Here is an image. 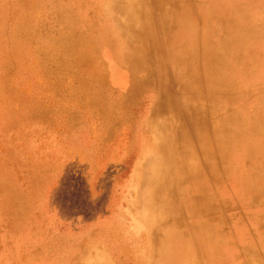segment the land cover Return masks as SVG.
<instances>
[{
  "label": "rangeland",
  "instance_id": "obj_1",
  "mask_svg": "<svg viewBox=\"0 0 264 264\" xmlns=\"http://www.w3.org/2000/svg\"><path fill=\"white\" fill-rule=\"evenodd\" d=\"M121 1L0 0V264H264V129L253 131L264 121V0L249 11L257 36L222 55L233 93L198 67L191 96L172 92L164 29L159 71L153 49L143 68L125 59ZM189 11L173 37L200 48ZM181 110L219 120L222 192L209 191L206 246L177 217L181 242L156 255L143 216L156 168L172 170L164 139ZM200 133L213 142L212 128Z\"/></svg>",
  "mask_w": 264,
  "mask_h": 264
},
{
  "label": "bare ground",
  "instance_id": "obj_2",
  "mask_svg": "<svg viewBox=\"0 0 264 264\" xmlns=\"http://www.w3.org/2000/svg\"><path fill=\"white\" fill-rule=\"evenodd\" d=\"M137 1L139 0L121 1L123 13L117 12L114 20V27H118L115 29H119L124 35L127 51L125 59L128 62L143 68L150 58L149 49H153L154 53L156 52L153 59L155 69L156 72L159 71L162 66L159 61V30L162 32L164 29V40L167 42H165L166 54L170 67L175 72L172 78L175 84L171 87L174 95L191 96L194 92L193 86L197 82V74H201V71L208 86L218 88L224 86L226 93H233L234 89L227 85V72L221 64V58L242 40H251L257 36V27L253 26L249 15L253 0H140L139 3H142L143 8L139 3L137 4ZM183 2L190 8L189 12L192 16L201 18L203 23L204 38L200 48L191 45L189 43L191 40L184 41L173 37L177 33L176 28H180L179 25L184 20L186 6L182 4ZM241 11L243 17L240 18L236 13L240 14ZM162 15L163 19L160 20L159 17ZM122 18H130V21L121 24L124 21L121 20ZM210 18L215 21L208 24ZM138 27L141 28L132 34L131 30ZM217 31L225 33L227 36L225 42L210 40L211 37L216 36ZM197 52L203 55L200 66L194 59ZM236 57L243 58L244 54L236 53ZM182 78L190 79L191 84L185 86L186 88L182 87L180 84L183 83ZM184 89L186 91L181 92ZM186 111L171 113L172 119L178 123L166 130L164 140L169 148L168 155H171L174 164L172 170H166L165 164L156 168L162 180L152 183L149 190L150 210L143 216L149 227L150 250L156 255L159 254V249L166 253L176 248L169 246L173 240L174 243L181 242V230L174 222L177 217L179 222L186 220L184 224L188 227L191 239L199 242L202 247L206 246L210 225L209 191L216 187L218 194L222 192L219 182L224 164L222 133H219L220 122L217 120L213 123L212 119H206L207 117L203 119L195 110ZM256 126L253 127L255 133L262 131L264 121L258 129ZM202 128H212L213 142L203 137L200 133ZM156 138L159 140L158 135ZM219 203L224 204L223 199ZM182 207L186 211L185 215L179 212ZM170 209H174L178 216ZM198 250L202 249L198 248Z\"/></svg>",
  "mask_w": 264,
  "mask_h": 264
}]
</instances>
